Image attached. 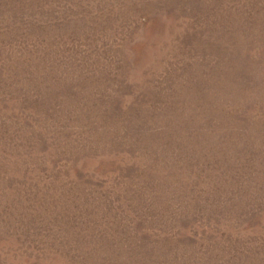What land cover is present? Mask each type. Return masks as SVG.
<instances>
[{"label": "rangeland", "instance_id": "1", "mask_svg": "<svg viewBox=\"0 0 264 264\" xmlns=\"http://www.w3.org/2000/svg\"><path fill=\"white\" fill-rule=\"evenodd\" d=\"M0 264H264V0H0Z\"/></svg>", "mask_w": 264, "mask_h": 264}]
</instances>
